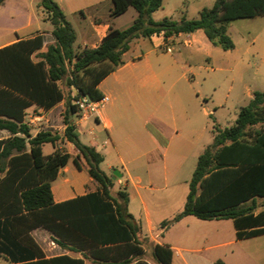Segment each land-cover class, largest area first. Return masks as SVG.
Wrapping results in <instances>:
<instances>
[{"label": "trees", "instance_id": "obj_1", "mask_svg": "<svg viewBox=\"0 0 264 264\" xmlns=\"http://www.w3.org/2000/svg\"><path fill=\"white\" fill-rule=\"evenodd\" d=\"M4 1L0 0V5ZM163 1L112 0L113 17L130 8L136 10L133 23L123 30L111 27L98 47L76 52V32L63 11L53 0H42L56 42L39 53L45 38L38 34L0 48V129L12 134L0 139V254L15 264H85L68 255L45 259L30 235L38 227L53 233L60 246L89 253L102 264H130L143 255L140 228L125 208L128 193L119 191L117 198L111 196L114 182L100 167L103 155L94 146L83 144L76 132L80 112L74 101L81 95L95 101L104 97L98 86L122 66V55L133 39L163 34L169 45L173 36L202 30L213 45L228 51L235 47L227 34L231 22L264 16V0H215L196 19L154 21L152 14ZM64 80L67 92L61 86ZM60 103L66 106L64 133L33 136L25 122L26 110L37 106L49 111ZM213 132L212 145L198 158L183 211L162 226L195 216L232 220L238 239L263 235L264 92L254 94L233 125L222 128L215 124ZM61 140L77 148L79 157L74 164L81 169L83 160L98 189L55 203L51 182L71 156L58 149L45 156L43 146L55 148ZM258 198L263 200L260 205ZM259 207L262 210L256 213ZM153 253L161 264H172L169 247L156 245Z\"/></svg>", "mask_w": 264, "mask_h": 264}, {"label": "crops", "instance_id": "obj_2", "mask_svg": "<svg viewBox=\"0 0 264 264\" xmlns=\"http://www.w3.org/2000/svg\"><path fill=\"white\" fill-rule=\"evenodd\" d=\"M87 2L86 11L81 6L69 5L73 14L80 11L85 19L80 24L83 37L78 51L98 47L111 27L118 29L114 22L118 17L111 15L112 0ZM186 2L181 0L175 5V11L180 15L177 21L188 19L181 11ZM214 3L215 0L212 6ZM59 7L64 13V7ZM204 8L209 6H203L202 10ZM262 29L264 16L231 22L227 34L235 47L228 51L213 45L202 30L173 36L169 38V45H166L163 34L133 39L128 51L122 55V66L98 86L103 96L109 97V102L98 116L85 121L79 118L75 122L81 142L94 146L103 155L100 167L114 182L111 196L117 198L119 191L128 193L125 208L133 223L140 228L139 239L144 248L143 255L130 264L138 261L161 264L153 253L156 245L172 250V264H264V234L238 239L232 220H201L186 216L165 228L162 226L183 211L189 193L188 185V193L181 200L183 206L171 205L173 195L166 197L164 192L174 187L175 175L180 174L192 157L197 164L199 156L214 141L213 126L217 124L225 128L223 123L228 110L235 109L237 119L240 109L250 103L254 94L264 92V48L256 44ZM52 31L51 27L29 33L16 31L13 38L0 41V48L41 34L45 38L44 48L39 51L42 53L48 45L56 42ZM252 33L257 36L247 40V45L240 44L241 41L238 43L235 38L244 41ZM77 38L76 33V41ZM252 56L261 61L254 70L250 63ZM63 106L64 103H60L49 111L29 107L25 122L32 135L53 133L44 126H48L51 114ZM44 120L40 127L38 122ZM65 128V124L59 127L60 134ZM11 136L8 130L0 129V139ZM65 142L67 152L64 153H68L71 159L51 182L55 203L98 189L83 160H80L81 169L74 164L79 157L77 148ZM46 145L51 144L43 146L45 156L58 149L51 145L52 149L45 153ZM115 172L118 175L113 179ZM115 185L119 188L116 192L113 190ZM262 201L258 198V205ZM261 210L259 207L256 213ZM30 235L45 259L68 255L84 260L85 264H102L83 251L62 246L50 250L47 242L56 238L43 227L34 229ZM0 264L15 262L0 254Z\"/></svg>", "mask_w": 264, "mask_h": 264}, {"label": "rangeland", "instance_id": "obj_3", "mask_svg": "<svg viewBox=\"0 0 264 264\" xmlns=\"http://www.w3.org/2000/svg\"><path fill=\"white\" fill-rule=\"evenodd\" d=\"M55 3H58L59 5L64 7V13L66 15L67 20L71 23L73 28L75 29L77 33V41L74 44V49L76 51L79 50V47L82 45V33L80 29V24L85 21L83 17L81 16V12L77 11L76 14H73L72 11L69 9V5H72V7L76 8L81 6V8H84V11L87 6V0H53ZM181 0H166L164 2V5L159 10L155 11L152 14V19L154 21H160L164 18H170L172 20L177 21L179 18V12L175 11V5H177ZM42 0H5L0 5V41L1 40H8L15 36L16 31H23V32H32L39 29H47V28H53L50 21H49V15L47 14L46 10L42 7L41 4ZM180 4V3H179ZM213 0H187L185 4V9H181V11L184 12V16L188 19H194L197 18L199 15L200 10H202L203 6H212ZM182 7V6H181ZM88 16V14H86ZM138 13L135 9L130 8L127 13L122 15L121 17H118L114 22L116 28L122 30L130 26L134 19L137 17ZM260 36L256 40V44H261L262 48H264V29H262ZM257 35L256 33H252L247 39L244 41L239 39L238 37L236 40L238 43L241 41L240 44H246V41L252 40V38H255ZM247 45V44H246ZM133 51H136L135 49ZM250 63L252 65L253 70L261 63L260 58L257 56H252L250 58ZM169 82H166L168 85ZM61 86L63 89L67 92L66 82L65 80L61 82ZM199 88V86H197ZM76 91L72 90V94L75 95ZM66 111V106L64 104L63 107H60L59 109H56L53 114L49 117V123L48 126H44L47 131H52L53 133H62L59 130V127L63 126L64 124V115ZM81 116V115H80ZM226 121H224L225 127H230L234 124L236 119V110L231 109L227 111ZM46 120V119H45ZM38 122V125L40 126V123L45 122ZM77 121V120H76ZM41 127V126H40ZM67 143L64 140H61L57 144V148L61 150L62 152H67ZM51 145H46L44 148V152L50 151ZM196 167V160L190 159L187 161L186 165L183 166L182 171L180 174L175 175L174 179L172 180V185L174 187L170 188L168 191H165L164 194L167 197L168 194L173 195L172 196V206H183V203H181V200H183V197L186 196L188 193V185L192 178V175L194 173ZM171 185V186H172ZM115 192L119 190V188L115 185L114 189ZM162 193H160L161 196ZM163 194V195H164ZM180 202V205L178 204ZM183 202V201H182Z\"/></svg>", "mask_w": 264, "mask_h": 264}, {"label": "built area", "instance_id": "obj_4", "mask_svg": "<svg viewBox=\"0 0 264 264\" xmlns=\"http://www.w3.org/2000/svg\"><path fill=\"white\" fill-rule=\"evenodd\" d=\"M167 51L170 52L171 49H167ZM108 102L109 97L106 96H104L101 100L95 101L88 96L81 95L74 101V105L80 112V120L85 121L98 116L102 107ZM59 246L60 245L57 243L56 239H51L47 242V247L50 250H56Z\"/></svg>", "mask_w": 264, "mask_h": 264}, {"label": "water", "instance_id": "obj_5", "mask_svg": "<svg viewBox=\"0 0 264 264\" xmlns=\"http://www.w3.org/2000/svg\"><path fill=\"white\" fill-rule=\"evenodd\" d=\"M116 175H118L117 172L114 173V177H113V179H115V176H116Z\"/></svg>", "mask_w": 264, "mask_h": 264}]
</instances>
